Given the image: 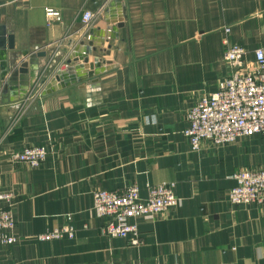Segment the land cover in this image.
<instances>
[{"label":"crops","instance_id":"crops-1","mask_svg":"<svg viewBox=\"0 0 264 264\" xmlns=\"http://www.w3.org/2000/svg\"><path fill=\"white\" fill-rule=\"evenodd\" d=\"M47 8L61 22L49 25ZM86 13L94 19L83 29ZM225 41L254 61L264 0H0V193L13 194L19 239L0 264H264V206L229 200L235 174L264 169V137L206 141L194 153L183 133L187 112L231 76ZM57 49L41 98L14 123ZM36 51L47 53L38 69L4 89L13 59ZM31 146L48 148L42 166L10 162ZM163 183L180 204L136 220L140 245L106 235L93 192L137 186L147 198ZM66 224L74 239H38Z\"/></svg>","mask_w":264,"mask_h":264},{"label":"built area","instance_id":"built-area-1","mask_svg":"<svg viewBox=\"0 0 264 264\" xmlns=\"http://www.w3.org/2000/svg\"><path fill=\"white\" fill-rule=\"evenodd\" d=\"M47 22H61L58 11L45 10ZM94 19L86 13L82 19L83 29H87ZM64 41V40H63ZM60 41L57 47L63 44ZM227 44L223 59L231 69V76L220 84L219 90L212 95L202 97L186 116L188 127L184 130L191 151L201 150L203 142L216 147H225L242 138L264 137V49L254 52V61L245 60L246 51L236 45ZM59 49L54 51L53 58ZM55 60H51V62ZM49 68V67H47ZM45 68L38 76L27 96L19 102V109L13 117L16 123L42 96V89L48 82ZM47 78V82H43ZM3 152L0 150V158ZM49 156L46 146H31L22 152L10 154L13 164L25 165L31 169L42 166ZM236 182L229 192V200L235 206H264V169L258 172L242 170L235 174ZM173 184L163 183L148 187L147 198H142L137 186L127 187L123 192H93L92 210L98 218L108 219L104 232L112 239L131 238V244H141L136 220H152L156 216L177 207L180 200L173 192ZM13 194L0 193V202L10 208L0 207V250L18 243L15 236V216L11 209ZM76 230L70 224L57 228L38 237L41 241H59L74 239Z\"/></svg>","mask_w":264,"mask_h":264},{"label":"water","instance_id":"water-1","mask_svg":"<svg viewBox=\"0 0 264 264\" xmlns=\"http://www.w3.org/2000/svg\"><path fill=\"white\" fill-rule=\"evenodd\" d=\"M8 40H9V45H8L9 50H14L13 37H10ZM84 43H85V41H82V45H84ZM95 50L96 49L93 48V51H95ZM83 52H85V54H86L85 56H83L81 58L83 63L84 64H88L89 68L91 70H94V63H89L90 50H86L85 49ZM58 55H60V54H57V56ZM53 56H54V51L49 56L50 57L49 62L42 68V70L40 72H42L45 68L50 66V63H52L51 60H54ZM22 57H23V59H21V60H18V58L16 60L13 59V62H12L11 66H10V68L8 70V73L6 74V76L4 78L5 81L7 80V82H5V84H4V89H7V87L9 85L14 84L15 80L18 77H21V76L23 77V75H27L30 66H31V69H36L37 70L38 66L35 67L34 64L37 65V63H38L37 61H38L39 58L47 57V53L44 52V51H36V52H33V53H28L27 52V53L23 54ZM63 69H65V68H63ZM36 78L34 79L35 81L37 80ZM57 79H58V77H57ZM43 82H47V78H44ZM14 108H15L14 112L16 113V111L19 109V102L15 105Z\"/></svg>","mask_w":264,"mask_h":264},{"label":"rangeland","instance_id":"rangeland-1","mask_svg":"<svg viewBox=\"0 0 264 264\" xmlns=\"http://www.w3.org/2000/svg\"><path fill=\"white\" fill-rule=\"evenodd\" d=\"M62 45H63V44H62ZM62 45H61V46H62ZM61 46H60V47H61ZM50 66H51V63H50ZM50 66H48V67L50 68ZM49 68H47V70H46V74H47V76H48V73L51 72V70L53 69V68H52V69L50 70ZM40 73H41V72H40Z\"/></svg>","mask_w":264,"mask_h":264}]
</instances>
